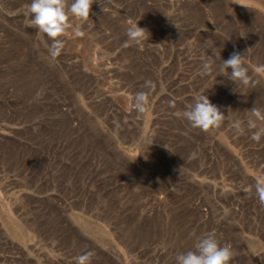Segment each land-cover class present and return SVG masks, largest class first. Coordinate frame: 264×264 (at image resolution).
Returning a JSON list of instances; mask_svg holds the SVG:
<instances>
[{"label":"rangeland","instance_id":"rangeland-1","mask_svg":"<svg viewBox=\"0 0 264 264\" xmlns=\"http://www.w3.org/2000/svg\"><path fill=\"white\" fill-rule=\"evenodd\" d=\"M30 2L0 0V264H176L208 234L264 264V0H94L55 58ZM234 52L255 87L221 75ZM200 94L219 128L175 115Z\"/></svg>","mask_w":264,"mask_h":264},{"label":"clouds","instance_id":"clouds-1","mask_svg":"<svg viewBox=\"0 0 264 264\" xmlns=\"http://www.w3.org/2000/svg\"><path fill=\"white\" fill-rule=\"evenodd\" d=\"M94 0H31L27 10L31 17L29 27L38 30V33L46 35L51 44L48 48L49 54L55 58L61 53L64 42L60 37L72 29L76 36L83 33L79 28H74L69 22L70 17L82 21L89 19L91 5ZM128 38L126 46L134 43L139 45L142 41L148 40L149 33L138 26V22H129L126 29ZM219 59V53H216ZM244 55L233 53L229 59L221 61L219 70L221 75L228 77L233 83L241 84L245 87H255L256 81L248 75V69L244 66ZM205 70H210V64L204 65ZM229 69H231L229 73ZM257 73H264V65L256 68ZM150 83V82H149ZM148 104V96L145 92L136 94L135 108L138 112L145 111ZM251 117L248 120V127L257 129L252 134V139L259 142L264 136V126L258 127L257 121L264 122V113L253 107ZM177 117L186 119L194 128L202 131L219 128L225 119L221 110L208 99L205 94H200L195 98V103L187 106L186 110L176 112ZM237 131H242L240 125H236ZM257 196L262 206H264V178L257 183ZM195 250L180 253L175 256L176 264H230L234 253L229 246H221L214 235L208 234L197 239L194 245ZM92 253H84L75 258V264H90Z\"/></svg>","mask_w":264,"mask_h":264},{"label":"bare ground","instance_id":"bare-ground-1","mask_svg":"<svg viewBox=\"0 0 264 264\" xmlns=\"http://www.w3.org/2000/svg\"><path fill=\"white\" fill-rule=\"evenodd\" d=\"M247 1V0H246ZM244 4V3H243ZM246 5V4H245Z\"/></svg>","mask_w":264,"mask_h":264}]
</instances>
